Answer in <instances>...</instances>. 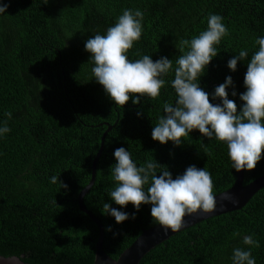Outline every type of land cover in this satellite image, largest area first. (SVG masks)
Returning <instances> with one entry per match:
<instances>
[{
  "label": "trees",
  "instance_id": "obj_1",
  "mask_svg": "<svg viewBox=\"0 0 264 264\" xmlns=\"http://www.w3.org/2000/svg\"><path fill=\"white\" fill-rule=\"evenodd\" d=\"M0 0V256L17 257L24 264H93L98 238L96 224L80 211L77 197L88 184L91 164L107 132L96 165L95 181L83 205L104 231L103 252L111 259L155 226L151 205L139 211L121 208L109 197L116 182L114 151L123 147L136 165L155 160L175 178L195 165L211 173L214 195L232 187V169L226 144L209 140L193 130L179 146L151 138L164 103H174L175 61L183 53L180 41L207 28L210 14L220 15L228 35L216 45L218 54L199 78V86L212 99L215 87L232 77L226 91L239 107L247 63L264 37V0ZM126 9L143 13V31L127 53L130 61L150 55L153 62L166 57L173 68L161 78L165 86L156 99L132 98L116 106L92 76L94 66L84 50L88 38L106 34ZM241 50L248 56L228 61ZM188 51L185 47L184 52ZM237 93L232 96V92ZM135 98V97H133ZM11 113V117L7 115ZM140 113V115H137ZM107 124V125H105ZM207 153V156L204 154ZM264 174V155L243 185ZM52 177H57L55 183ZM62 185H66L63 187ZM149 185H145L147 189ZM129 215L117 224L103 213V204ZM133 214L135 219H132ZM110 229V230H109ZM239 235L234 236L233 233ZM252 236L256 264H264V188L240 210L207 219L183 230L148 252L139 264H232L234 248Z\"/></svg>",
  "mask_w": 264,
  "mask_h": 264
},
{
  "label": "clouds",
  "instance_id": "obj_2",
  "mask_svg": "<svg viewBox=\"0 0 264 264\" xmlns=\"http://www.w3.org/2000/svg\"><path fill=\"white\" fill-rule=\"evenodd\" d=\"M6 8L7 4L0 5V13H5ZM222 19L220 15L210 14L206 30L190 40L180 41L183 54L175 61L174 79L171 82L176 100L174 103H164V114L153 127L151 138L160 144L171 141L179 146L183 137L198 130L201 136L226 144L231 167L239 173L254 170L264 155V37L255 40L258 51L247 63L243 78L246 91L239 95L243 102L239 110L226 91L233 85L231 76L215 87L212 99L219 98L221 103L213 104L209 93L199 86L198 81L217 56L216 45L228 35ZM142 20L143 13L139 9L134 12L126 9L114 26L106 30V34H96L84 44V50L90 54L94 65L91 69L93 78L116 106L123 107L130 98L133 104L140 102L139 97L156 99L165 86V80L161 77L173 68V61L166 57L155 62L150 55L135 61L128 59V51L142 35ZM185 47L188 48L186 52ZM247 56L248 52L241 50L228 61V69L235 72L237 62ZM236 95L233 91L232 96ZM7 115L11 117L12 114ZM9 131L5 123L0 128V135ZM204 154L207 156V153ZM113 155L116 163L112 166V177L116 186L109 197L121 208L131 204L139 211L141 205H151L152 222L171 232L183 227L186 216L198 211L206 214L215 209L214 184L211 173L205 168L198 169L191 165L175 178L166 168L157 176V169L163 165L154 159L138 167L129 151L123 147L117 148ZM57 179L52 177V182L55 183ZM145 185H149L147 189ZM225 199L228 197L225 196ZM103 213L114 217L117 224L129 219L127 213L111 208L108 203L103 204ZM132 219H135L134 214ZM242 243L249 246V250L234 248L232 264H256L251 248H258L259 243L252 236H244Z\"/></svg>",
  "mask_w": 264,
  "mask_h": 264
},
{
  "label": "water",
  "instance_id": "obj_3",
  "mask_svg": "<svg viewBox=\"0 0 264 264\" xmlns=\"http://www.w3.org/2000/svg\"><path fill=\"white\" fill-rule=\"evenodd\" d=\"M111 128L112 126L108 125L106 131L101 137L99 151L94 157L90 167V180L88 184L81 190L77 197V203L80 211L89 216V218L96 224L98 228V238L95 244V256L93 264H139L141 259L148 252H150L157 245L169 239L171 236L207 219L242 209L259 190L264 188V174H262L252 182L243 185L244 170H242L241 172L236 174V179L232 187L222 193L215 195L216 207L212 212L205 214L198 211V213L193 214L192 216H186L184 218L185 222L183 227L177 232L165 230L159 225H155L147 230H143L142 233L135 239V241L128 248H126L116 260L111 259L102 250L104 231L99 220L83 205V198L86 193L90 190L95 181L97 161L102 151L105 136L107 132L111 130ZM225 196H227L228 199H225ZM0 264L24 263L17 257L5 258L0 256Z\"/></svg>",
  "mask_w": 264,
  "mask_h": 264
}]
</instances>
